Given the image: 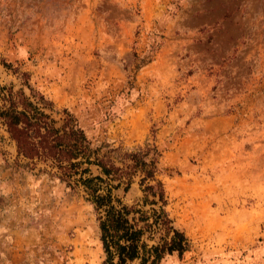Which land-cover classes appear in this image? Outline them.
<instances>
[{
	"label": "rangeland",
	"instance_id": "374dc122",
	"mask_svg": "<svg viewBox=\"0 0 264 264\" xmlns=\"http://www.w3.org/2000/svg\"><path fill=\"white\" fill-rule=\"evenodd\" d=\"M4 64L94 146L157 147L189 240L161 264H264V0H0L19 89ZM16 163L0 125V264H102L82 194Z\"/></svg>",
	"mask_w": 264,
	"mask_h": 264
},
{
	"label": "trees",
	"instance_id": "16d2710c",
	"mask_svg": "<svg viewBox=\"0 0 264 264\" xmlns=\"http://www.w3.org/2000/svg\"><path fill=\"white\" fill-rule=\"evenodd\" d=\"M4 65L22 77L17 90L0 85V125L15 144L16 166H40L39 173L82 194L95 216L102 264H161L188 252L189 240L167 210L157 147L94 146L68 110L54 118L52 103L31 88L28 76ZM135 184L140 194L127 199Z\"/></svg>",
	"mask_w": 264,
	"mask_h": 264
}]
</instances>
